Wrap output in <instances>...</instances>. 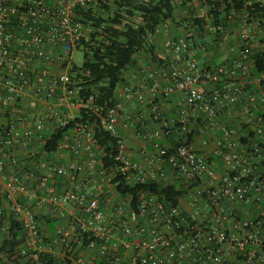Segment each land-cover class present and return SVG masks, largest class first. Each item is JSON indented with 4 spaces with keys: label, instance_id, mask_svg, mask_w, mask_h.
Returning <instances> with one entry per match:
<instances>
[{
    "label": "built area",
    "instance_id": "obj_1",
    "mask_svg": "<svg viewBox=\"0 0 264 264\" xmlns=\"http://www.w3.org/2000/svg\"><path fill=\"white\" fill-rule=\"evenodd\" d=\"M114 1L0 0V112L7 119L0 127V196L24 230L21 254L36 264H53L47 257L53 245L46 242L33 207L37 201L77 209L69 225L58 228V242L68 246L87 240L88 249L100 246L95 264L120 263L119 251L126 245L122 237L134 240L127 264H264V71L257 69L254 58L264 52V27L249 13L264 0H245L228 11L230 26L219 43V64L201 62V52L212 54V42H199L192 29L177 36L166 23L151 37H167L166 62L142 65V82L122 85L117 95L138 101L158 124L149 133L145 114L136 119L139 131L153 142L148 154L153 169L145 170L126 152L120 130L135 121L123 103L101 119L106 131L121 138L116 161L126 184L175 186V204L145 192L136 212L132 196L119 194L112 184L115 172L103 168L93 128L83 124L71 129L57 152L77 159L51 170L73 183L65 193L49 185L47 171L21 176L7 168V151L22 143L43 145L45 135L75 119L81 108H92L93 97L85 105L72 79L73 53L84 49L82 39L89 40L76 12L106 13L102 7H112ZM203 15L198 8L196 16ZM141 20L136 15L124 23ZM213 34L211 30L208 38ZM45 66L47 71L37 74L36 67ZM26 94L43 96L50 105L47 112L32 116L33 124L22 132ZM174 97L179 104L170 113L163 104ZM64 108L76 110L77 116L62 120ZM166 139L175 144L165 145ZM83 152L85 164L78 160ZM83 174L96 177V184L83 182ZM115 192L120 202L109 216L105 205ZM78 263L85 264L82 258Z\"/></svg>",
    "mask_w": 264,
    "mask_h": 264
},
{
    "label": "trees",
    "instance_id": "obj_2",
    "mask_svg": "<svg viewBox=\"0 0 264 264\" xmlns=\"http://www.w3.org/2000/svg\"><path fill=\"white\" fill-rule=\"evenodd\" d=\"M244 2L245 0H115L112 7L108 5L102 7L108 13L107 15L103 11L98 12L93 9L77 10V19L91 31L89 40L82 39L80 42V46H84L85 61L81 67H74L73 71L76 74L72 79L85 105L88 99L93 97L90 103L92 108H81L75 119L56 128L50 136L45 135L41 153L47 155L57 153L71 129L79 124L87 125L93 128L96 144L102 151L103 168L115 172L112 184L115 185L119 194L132 196V204L136 212L140 196L145 192L154 193L175 204V197L178 194L175 186L163 187L153 182L134 186L126 184L118 170L121 164L116 161L121 138L106 131L101 119L110 108L120 102L117 91L126 83L127 70L141 68L138 65L140 53L143 52L154 62H162L151 38L159 27L172 23L184 29L194 30L199 42L203 44L212 42L213 47L212 54L201 52L199 58H205V64H219L222 58L219 43L224 40V32L230 26L227 13ZM198 8L204 10V15L201 17L196 16ZM178 9L185 13V16H181L180 22L177 18ZM249 13L251 18L258 19L264 27V5L255 4L249 8ZM136 15L142 17L140 23H124V20ZM211 30L214 33L213 37L208 38ZM254 58L257 69L264 71V52L256 53ZM165 143V145L175 144L173 140L165 141ZM9 160L13 165L12 159L9 158ZM22 161L27 162L28 160H21L18 168L21 167L24 172H29L28 164L25 165L21 163ZM4 203L5 199L0 196V209L4 207ZM37 219L40 220L43 217L37 215ZM23 236L24 230L20 222L11 219L9 228L0 241L1 264H36L27 255L21 254ZM87 242V240L83 243L71 241L70 245L62 244V248L58 250L65 252L66 256L78 258L77 246L85 248ZM53 248L56 249L55 246ZM122 253L120 250L119 255ZM47 257L49 258L48 254ZM51 261L55 262L54 256L50 257L49 262ZM99 263L109 264L107 260H100ZM66 264H72L67 257Z\"/></svg>",
    "mask_w": 264,
    "mask_h": 264
},
{
    "label": "crops",
    "instance_id": "obj_3",
    "mask_svg": "<svg viewBox=\"0 0 264 264\" xmlns=\"http://www.w3.org/2000/svg\"><path fill=\"white\" fill-rule=\"evenodd\" d=\"M171 30L173 29V34H176L177 36H181L183 32L185 31L182 29H177L175 28V25L170 23ZM156 38L160 41L156 44V53L158 57L164 62H166V52L163 48V41L167 38L165 35L160 34L156 37H154L153 40L156 41ZM157 42V41H156ZM160 44V45H159ZM159 46V48L157 47ZM57 52L59 51V48L55 49ZM201 62L205 61V58H201ZM150 63H153L150 58ZM209 61V59H207ZM149 62V61H148ZM147 62V64H149ZM166 64V63H165ZM47 66V65H46ZM37 69L36 67V72L41 73L43 71H47V67ZM56 70V69H55ZM139 70L135 69H129L125 73V79L126 83L125 84H140L142 82L141 75L139 74ZM120 102L123 103L125 107L126 113L130 114L132 118L134 119V123L132 126H130L127 129H121L120 130V135L122 138V141L126 147V152L127 154L135 161L140 162L142 167L145 170H151L154 168V166L150 167V161L148 154L150 151H152V141L148 140L145 138V136L142 134L144 131H139V125L136 122L137 117L141 116L142 114H145V121L147 124V131L149 133L154 132L156 129H158V124L151 119L150 116L146 113L144 107L136 101L135 99L132 100H127L125 98V95L123 96H118ZM25 111L27 112V119L25 121V124H23L19 129L20 131L24 132V130L28 129L32 124H33V117L32 116H37L41 113L47 112V107L50 105V103H47V100L43 96H33L26 94L25 97ZM179 104V99L176 97L170 99L169 101L165 102L163 104V107L166 111L168 112H174L178 108ZM75 112V113H74ZM76 110L74 109H69V108H64L63 109V116L62 120L67 119L68 116L76 115ZM5 116L1 115L0 112V127L2 124H5L7 119ZM58 122V121H55ZM56 124V123H55ZM55 126V125H53ZM142 136H141V134ZM164 140L165 141H168ZM156 141V140H155ZM154 141V142H155ZM170 141V140H169ZM166 144V143H165ZM41 146L42 144L32 142V143H22V144H17L15 147H13L10 151H7V164H8V169H11L15 173L21 174V176H26L28 172H24L23 169L20 167L18 168L19 162L23 159H27L28 161H22L21 163L27 165L28 164V171L31 170H36V172H45L50 174V183L49 185L55 189L56 193H65L66 191L70 190L73 187V183H71L69 180L59 177L54 175L51 170L55 166H62L67 164V162H70L71 160L73 161L74 159H77L75 157L70 156L69 154L62 152V153H55L53 155H47V154H42L41 153ZM143 154L141 155V153ZM15 159L17 160V165H11L10 160ZM82 163H87L88 162V156L83 152V154L78 158ZM20 166V165H19ZM81 180L83 182H87L89 186H94L96 184V177L89 179L90 177H87L86 174L82 175ZM118 201L116 202V200ZM116 202V203H115ZM120 202V197L119 196H113L112 201L108 202L105 205L106 211L109 214V216H112L113 213V208L112 205L119 204ZM37 212V215L39 217H43V219L38 220L40 227H41V232L43 236L45 237V240L47 243L52 244L53 246L56 247L54 252L49 255V261L50 257L54 256L55 257V262L51 261L53 264H66V257L72 262V264H79L78 259L82 258L85 262V264H95L93 261V258L98 257L100 254L101 247L97 246L94 249H88L87 247L85 248H80V246H77L78 250V258H73L71 256H66L65 252H60L58 250L59 248H62L61 244L58 242V235H57V230L60 227H65L69 225V223L78 215L77 209L71 204L67 205L64 208H55L51 206L49 203L47 205H37V201H35L34 206H33ZM13 219L12 214L9 210L8 204L5 202L4 207L0 209V228H5L4 232H0V241L3 237V235L7 232L9 228V222ZM2 222V224H1ZM132 224H135L132 222ZM133 239H128L122 237L121 243L126 244L124 247H121V260L120 263H115V264H127V259L129 258V255L132 252L133 248ZM26 243L25 239V234L22 237V245L21 248H24ZM98 261V259H97ZM126 262V263H125ZM1 264V263H0ZM99 264V263H98Z\"/></svg>",
    "mask_w": 264,
    "mask_h": 264
},
{
    "label": "rangeland",
    "instance_id": "obj_4",
    "mask_svg": "<svg viewBox=\"0 0 264 264\" xmlns=\"http://www.w3.org/2000/svg\"><path fill=\"white\" fill-rule=\"evenodd\" d=\"M106 15L108 14L107 12L105 13ZM185 16V13H183V12H181L180 11V9H178L177 10V18H178V21L180 22V20H181V16ZM175 28H177V29H182L183 27L182 26H178V24H176L175 25ZM85 34L87 35V36H89L90 35V29L89 28H87V27H85ZM183 30L186 32V30H189V29H184L183 28ZM186 35V33H184L183 32V34H182V36H185ZM157 41V42H156ZM156 41L155 40H153V42L155 43V45L158 43V39L156 38ZM159 43H160V41H159ZM160 45V44H159ZM158 48H159V46H157ZM141 55H140V57H138V65H140V67H142V65L144 66L145 64L147 65V62L148 63H150V60H149V57L146 55V54H144L143 52L142 53H140ZM144 54V55H143ZM72 61H73V64L74 65H76V66H78V67H81L82 65H83V63H84V61H85V52H84V50L83 49H78V50H76L74 53H73V56H72ZM115 196H118L117 194H116V192H115V194H114ZM113 195V196H114ZM113 196L111 195V197H110V200H109V202L110 201H112V199H113ZM120 197V196H119ZM118 201V199L116 200V202ZM115 202V203H116ZM113 204L112 205V208H113V210L112 211H114V209L117 207V205L116 204Z\"/></svg>",
    "mask_w": 264,
    "mask_h": 264
}]
</instances>
